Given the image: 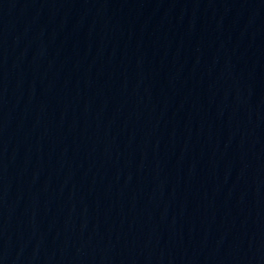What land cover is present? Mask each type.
<instances>
[{
  "label": "water",
  "instance_id": "obj_1",
  "mask_svg": "<svg viewBox=\"0 0 264 264\" xmlns=\"http://www.w3.org/2000/svg\"><path fill=\"white\" fill-rule=\"evenodd\" d=\"M0 264H264V0H0Z\"/></svg>",
  "mask_w": 264,
  "mask_h": 264
}]
</instances>
